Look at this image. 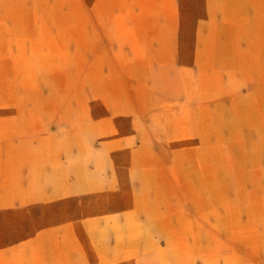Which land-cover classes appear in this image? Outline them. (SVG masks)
Here are the masks:
<instances>
[{
    "label": "rangeland",
    "instance_id": "rangeland-1",
    "mask_svg": "<svg viewBox=\"0 0 264 264\" xmlns=\"http://www.w3.org/2000/svg\"><path fill=\"white\" fill-rule=\"evenodd\" d=\"M0 264H264V0H0Z\"/></svg>",
    "mask_w": 264,
    "mask_h": 264
},
{
    "label": "bare ground",
    "instance_id": "bare-ground-1",
    "mask_svg": "<svg viewBox=\"0 0 264 264\" xmlns=\"http://www.w3.org/2000/svg\"><path fill=\"white\" fill-rule=\"evenodd\" d=\"M85 130L86 128H84V131ZM150 175H152V172L147 173V177L149 178V180L145 182L147 188L142 190L136 196V204L138 206L137 212L147 215L153 214L155 216H167L168 210L165 209V207L166 204L172 201V199L168 200L167 197H164L161 191L158 194H155V189L152 188L154 187V179H152Z\"/></svg>",
    "mask_w": 264,
    "mask_h": 264
}]
</instances>
